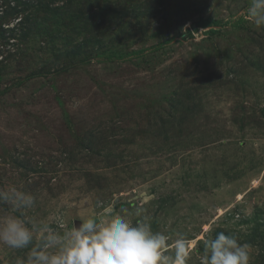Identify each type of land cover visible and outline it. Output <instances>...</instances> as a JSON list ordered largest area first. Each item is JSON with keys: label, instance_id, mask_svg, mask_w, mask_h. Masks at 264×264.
<instances>
[{"label": "rangeland", "instance_id": "374dc122", "mask_svg": "<svg viewBox=\"0 0 264 264\" xmlns=\"http://www.w3.org/2000/svg\"><path fill=\"white\" fill-rule=\"evenodd\" d=\"M248 2L76 0L92 43L53 66L40 40L26 51L43 72L74 66L0 70V188L33 194L29 215L53 228L120 213L166 234L169 249L183 235L187 264H202L204 239L220 231L264 264V29L247 21ZM204 18L231 24L212 31ZM27 252L0 245V264Z\"/></svg>", "mask_w": 264, "mask_h": 264}, {"label": "clouds", "instance_id": "9594fccd", "mask_svg": "<svg viewBox=\"0 0 264 264\" xmlns=\"http://www.w3.org/2000/svg\"><path fill=\"white\" fill-rule=\"evenodd\" d=\"M245 15L264 29V0H249ZM36 197L21 187L0 188V245L28 249L25 264H187L188 241L154 231L145 220L133 222L120 213L77 218L71 226L57 218V227L29 215ZM135 215L140 216V210ZM202 264H250V246L234 234L220 231L203 241Z\"/></svg>", "mask_w": 264, "mask_h": 264}, {"label": "trees", "instance_id": "16d2710c", "mask_svg": "<svg viewBox=\"0 0 264 264\" xmlns=\"http://www.w3.org/2000/svg\"><path fill=\"white\" fill-rule=\"evenodd\" d=\"M57 2L58 0H0V4H5L6 6L2 17L7 18L6 21L11 19V22L7 26L0 24V70L2 72L9 71L11 63H14V68L11 69H16L15 66L18 69L31 68L32 70L27 76L32 78L53 74L55 70L63 72L75 65L76 61L74 58V62L70 64H63L61 67L57 66L58 68L53 70L48 69L43 72L44 66H33L32 60H29L30 57L28 56V52H26L29 48L27 43L31 39L40 40V49L49 50L53 56L57 55L55 60L51 62L54 63L52 64L53 66L57 65L58 60L61 58L75 57L77 52L72 48L82 47L85 44L88 47L90 44L91 41L87 39V36L81 35V29H86L85 31L87 32L86 26L90 25V22L86 18L87 10L83 6L76 7V0H64L61 4ZM99 10H101L100 7ZM12 20L15 22L12 23ZM199 23L200 26H210L213 28L212 31H218L222 26L231 24V20L204 18ZM235 26L236 24H233V27ZM62 33H64V36ZM76 33H80V35L75 36ZM58 37H60L59 42H57ZM105 51L103 53H106L108 60L123 57V54H119L117 51ZM89 58L91 56L81 57L80 61L85 62ZM23 63L27 67L22 68L21 65ZM48 66L50 68L51 65L49 64ZM92 141L94 143L89 142V145L85 148L90 147L89 150L95 153L98 143L95 138ZM74 155L75 152L73 150L67 156L71 158ZM8 160L10 162L8 166L11 170L17 171L22 168L20 160L16 158ZM0 169L2 170L3 168ZM6 169L8 168L6 167L3 170L6 171ZM4 206L6 205H2V207Z\"/></svg>", "mask_w": 264, "mask_h": 264}]
</instances>
